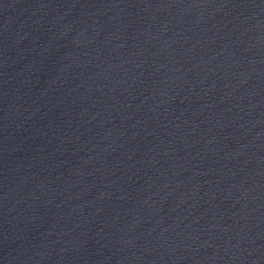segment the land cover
Returning a JSON list of instances; mask_svg holds the SVG:
<instances>
[{"label": "water", "instance_id": "obj_1", "mask_svg": "<svg viewBox=\"0 0 264 264\" xmlns=\"http://www.w3.org/2000/svg\"><path fill=\"white\" fill-rule=\"evenodd\" d=\"M0 264H264V0H0Z\"/></svg>", "mask_w": 264, "mask_h": 264}]
</instances>
